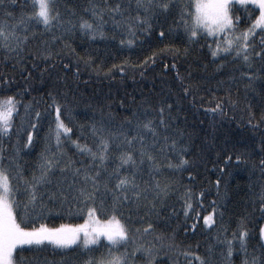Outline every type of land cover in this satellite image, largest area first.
<instances>
[{"label":"trees","instance_id":"16d2710c","mask_svg":"<svg viewBox=\"0 0 264 264\" xmlns=\"http://www.w3.org/2000/svg\"><path fill=\"white\" fill-rule=\"evenodd\" d=\"M192 2L169 0L167 11H153L154 0L151 26L142 31L146 26L134 17L145 13L135 0H52L58 15L49 26L27 16L32 0H3L0 23L5 34L15 24V35L7 40L0 36V99L12 96L15 104L10 126L0 132V168L17 191L18 222L28 228L83 224L90 203L98 220L115 215L127 231V242L111 248L103 236L87 249L79 241L68 249L18 245L16 264H82L90 257L95 264L110 252L125 251L128 264H264L259 235L264 224V59L253 54L264 52V33L257 28L244 53L233 49L213 56L217 40L224 46V34L190 37L185 21L191 24ZM231 11L239 16L230 32L235 38L251 25L258 9L234 4ZM21 19L26 23H16ZM81 21L92 30L81 28ZM56 105L70 129L67 134L60 130L59 137ZM133 113L141 123L151 120L156 130L153 136L151 130L140 129L146 145L143 159L138 137L131 145L125 138L132 135L136 120L130 125L124 118ZM101 136L108 141V159L100 167L94 200L85 202L80 212L79 189L92 191V181L86 185L83 173H95L98 160L72 141L98 151ZM121 151L132 152L136 163L135 171L131 162L122 164L120 174L133 179L140 195L128 191L127 199L118 196L114 201L117 193L104 187V169L112 171ZM181 156L186 164L180 165ZM45 161L52 167L36 185L35 203L25 208L27 185L35 184L33 177L40 175ZM114 183L111 179L108 188ZM209 212L213 223L205 225ZM149 223L152 229L145 232Z\"/></svg>","mask_w":264,"mask_h":264},{"label":"snow or ice","instance_id":"6c2138e0","mask_svg":"<svg viewBox=\"0 0 264 264\" xmlns=\"http://www.w3.org/2000/svg\"><path fill=\"white\" fill-rule=\"evenodd\" d=\"M136 7L138 9H143L145 16L141 17L139 12H137L134 20H142L146 30L151 25L149 24V8L153 6L154 0H135ZM3 4V0H0V5ZM244 5L252 6V11L258 9V14L255 16V19L252 20L251 25L248 28L243 29L235 38H230V32L235 31L233 21L239 20V16H233L232 6ZM170 7L169 0H155V8L160 10L167 11ZM32 11L27 14L28 17L34 18L36 21L44 24L45 26L50 25V21L55 18L56 15L52 10V0H32ZM193 11L191 15V24L185 21V30L188 32L190 37H196L198 33H206L207 36H218L220 33L224 34L223 47L220 46L221 42L217 40V48L212 49V55L216 56L217 51H222L231 54L233 49L236 54H241L246 52L250 47L249 36L259 28L261 33H264V0H193L192 2ZM187 9H185L186 11ZM247 10V9H246ZM102 11V10H101ZM6 15H11V13H6ZM95 15V13H94ZM16 23H26L25 20H17ZM87 27L92 30V25L87 23V21H81V28ZM131 27V26H130ZM12 31L5 34V26L0 23V36H3L7 40L10 36L15 35V24L12 26ZM102 34V33H101ZM161 36L164 35L163 32L160 33ZM26 38V37H25ZM124 41H121L123 43ZM131 43V41H128ZM260 43L264 45V39H261ZM3 47L7 48V44H2ZM256 56H261L264 59V52H254ZM152 55H155L153 53ZM48 56H51V53H48ZM148 57H145V60H148ZM243 60L245 62L249 61V55H243ZM143 63V62H142ZM250 66V65H249ZM67 67V65H65ZM175 67V65H173ZM123 71V69H121ZM243 75L252 78L251 72L243 73ZM187 92V89H185ZM55 103V101H53ZM233 103H235L233 101ZM15 101L12 96H8L4 99H0V132L6 131L10 126L12 113L14 111ZM217 109L221 107L220 103H217ZM163 111L161 108V120L160 123L163 124ZM215 111V109H213ZM251 116V113H249ZM264 119V117H262ZM56 129L57 137H59V131L63 130L67 134L70 129L65 125L63 120L60 118V106L56 105ZM124 120L128 124H132L133 120H136L135 126L131 129L132 135H127L126 141L131 145L134 141L138 140L140 143L139 151L141 154V159L146 154V145L142 143L145 140V136L141 134L140 129L151 130L152 135H156V130L153 128L152 121L146 120L141 123L138 118L133 113L132 118L125 117ZM123 123V122H122ZM251 123V120H249ZM98 131L103 132V125H100ZM32 138V133H28L29 141ZM72 143L77 147V149L82 150L85 153L91 155L93 160H98L97 171L91 175L87 171L83 173L82 179H85V184L90 180L92 184L90 187L92 191L89 192L87 188L79 189L82 199L80 200L79 211L83 212L85 210V202L89 200H94L96 188L99 186L101 181L98 179L100 175V167L108 159L106 149L109 147L108 141L101 136L99 138V143L96 145L98 151H92V149L87 144H81L73 140ZM155 143V141H153ZM175 145V141H173ZM27 146V145H26ZM149 161L153 159L151 154H147ZM229 156H225V160H228ZM241 157L236 156V160L239 161ZM118 163L115 164L112 171H107V175L104 178V187L109 192L115 191L117 196L113 197L115 201L118 196H123L127 199V192L132 191L134 196H139L140 192L137 190L138 185H135L132 178H129L127 174L121 175V165H128L130 162L133 164V171H135V160H133L132 152L121 151L117 156ZM92 163V161H89ZM187 161L181 156L180 165L186 164ZM71 164V161H69ZM261 164H264V160L261 161ZM172 166L171 164L169 165ZM177 167L179 165H176ZM52 167L50 162H44V169L39 176H34L33 179L35 184L29 183L27 185L28 200L25 202L24 207H28V202L35 203L37 192L36 185L43 183L46 180L48 175V170ZM115 174V175H114ZM191 175V173H189ZM111 179H115V183L112 188H108V183ZM219 183V181H217ZM41 195H43L41 193ZM17 191L13 189L10 184L9 176L3 168H0V264H16L14 257V250L18 245H52L55 248L59 249H68L70 245H77L78 241L80 244L79 247L85 249L89 245L96 244L100 236L107 241H109V248L114 245H117L120 241L127 242V231L125 226L121 221L115 216H110L106 221H100L96 218V209L89 203L86 206L87 216L84 219L83 224L77 225H60L56 228H48L45 225H40V227H22L21 223L18 222L17 216L15 214L14 208H19V203L16 200ZM49 196L55 200V194L49 193ZM43 206V205H42ZM115 204L113 205V207ZM73 207H75L73 205ZM189 205H185V211H187ZM261 208L264 209V203L261 204ZM21 220L24 219V214L21 213ZM205 225L213 223L212 213L209 212L203 217ZM90 222L91 226L90 227ZM152 229V224H147L144 228V231H150ZM80 233H83V238L81 239ZM259 235L262 240H264V224L260 225ZM245 231L241 230L239 232V239L241 246L244 244ZM229 244L227 255H232L231 241L227 242ZM147 252L146 249H144ZM135 252H133V255ZM199 259V257H197ZM82 264H92V258L84 260ZM95 264H128L127 262V252L120 253L119 255L115 253H109L107 258L98 259ZM151 264V261H149Z\"/></svg>","mask_w":264,"mask_h":264}]
</instances>
